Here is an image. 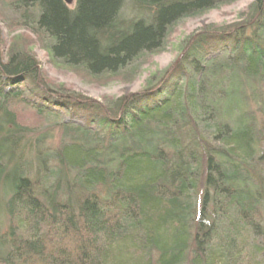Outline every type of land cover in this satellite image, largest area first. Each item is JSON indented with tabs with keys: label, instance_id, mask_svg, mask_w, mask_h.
<instances>
[{
	"label": "trees",
	"instance_id": "trees-1",
	"mask_svg": "<svg viewBox=\"0 0 264 264\" xmlns=\"http://www.w3.org/2000/svg\"><path fill=\"white\" fill-rule=\"evenodd\" d=\"M234 1L4 6L53 63L129 81L179 20ZM179 50L140 90L98 101L0 45V264H264V0Z\"/></svg>",
	"mask_w": 264,
	"mask_h": 264
},
{
	"label": "rangeland",
	"instance_id": "rangeland-1",
	"mask_svg": "<svg viewBox=\"0 0 264 264\" xmlns=\"http://www.w3.org/2000/svg\"><path fill=\"white\" fill-rule=\"evenodd\" d=\"M3 1V2H2ZM6 0L0 1V45L5 55L8 49L14 44L16 47L31 53L37 59L42 75L47 82L57 88L62 84L65 88L81 93L84 96L103 101V99L115 98L128 93H133L142 88L147 77L159 70L169 67L178 58L179 44L189 35L207 25H224L237 22L240 13L245 11L247 6L254 0H235L233 3L212 9L200 16L181 19L174 25L162 52L154 55H147L139 60L135 76L127 79H100L90 78L86 75L77 74L70 69L53 63L48 53L38 44L36 38L27 30L17 26L13 21L7 7ZM68 8H73L76 0H64ZM253 108V107H252ZM19 121L31 127H42V123L25 109H17ZM259 121L264 122V108L261 113L256 114ZM45 125V124H44ZM56 135V128H49ZM264 152V149H263ZM6 221L0 213V230L4 231Z\"/></svg>",
	"mask_w": 264,
	"mask_h": 264
},
{
	"label": "bare ground",
	"instance_id": "bare-ground-1",
	"mask_svg": "<svg viewBox=\"0 0 264 264\" xmlns=\"http://www.w3.org/2000/svg\"><path fill=\"white\" fill-rule=\"evenodd\" d=\"M65 4H66V3H65ZM75 5H76V1H75ZM75 5H74V7H75ZM74 7H73V8H74ZM73 8H69V9H73Z\"/></svg>",
	"mask_w": 264,
	"mask_h": 264
}]
</instances>
